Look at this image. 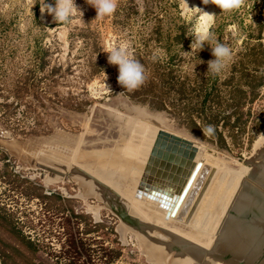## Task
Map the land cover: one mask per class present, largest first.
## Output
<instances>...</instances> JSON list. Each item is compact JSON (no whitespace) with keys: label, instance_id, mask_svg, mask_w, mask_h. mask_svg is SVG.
Listing matches in <instances>:
<instances>
[{"label":"rangeland","instance_id":"1","mask_svg":"<svg viewBox=\"0 0 264 264\" xmlns=\"http://www.w3.org/2000/svg\"><path fill=\"white\" fill-rule=\"evenodd\" d=\"M45 2L54 6L55 0H0V140L14 147L0 148V208L38 249L34 261L175 264L179 255L192 249L221 255L220 264H232L239 255L250 256L246 249L237 253L243 240L259 254L254 263L264 261V86L261 96L244 107L250 112L244 132L235 136L226 129L227 146L218 148L164 111L151 109L150 103L131 100L117 82L118 66L108 63L110 49L127 43L128 52L146 66V75L157 61L168 59L189 77L209 72L215 44L206 42L202 51L191 50L197 19L187 14L183 0H117L116 11L102 17L91 6L93 0H75L83 15L77 13L68 24L54 21L43 8ZM186 2L216 15L214 39L232 50L221 79L229 75L249 31L259 34L264 45V0H247L245 7L233 11L205 6L202 0ZM158 131L184 138L196 148L194 163L184 171L187 179L182 172L185 178L179 175V181L168 182L159 169L144 177ZM5 133L11 138L3 139ZM74 169L89 172L95 181L70 176ZM8 173L39 190L26 196ZM139 185L146 195L137 196ZM182 187V201L167 218ZM107 190L116 193L113 203L97 192L103 196ZM188 192L195 199L184 200ZM38 194H58L62 199L41 200ZM111 205L130 212L142 229L125 224ZM72 211L83 218H72ZM76 229L74 251L68 230ZM85 229L94 231L83 234ZM226 242L228 247L221 249ZM115 253L119 256L109 262Z\"/></svg>","mask_w":264,"mask_h":264},{"label":"trees","instance_id":"2","mask_svg":"<svg viewBox=\"0 0 264 264\" xmlns=\"http://www.w3.org/2000/svg\"><path fill=\"white\" fill-rule=\"evenodd\" d=\"M260 39L259 34L254 36L252 31L247 33L246 41L243 43L245 46L238 52L236 61L229 67V75L224 79H221L219 74L211 72L186 76L173 65L171 59H168L157 61L146 75L144 84L135 90L124 88L125 93L133 101L148 102L151 109L164 111L201 140L218 148H226L225 130L229 128L235 136L242 134L250 116V112L244 110V107L251 106L261 96V89L264 86V45ZM97 66L95 68L100 67ZM144 67L146 68L145 65ZM93 72H97V69ZM208 126L213 127L212 134L206 133L205 129ZM12 176H15L17 183L23 186L26 196L36 194V190H39L28 180L8 173V178ZM37 198L57 203L62 199L58 194H51V197L38 194ZM71 217L83 218L73 211ZM66 222L68 228L70 219H66ZM68 231L71 233L69 245L75 251L77 247L75 235L78 229L74 232ZM91 231L94 229H85L83 234ZM79 244L83 246L81 239ZM37 250L30 238L18 229L10 214L0 208L2 264H44L34 261ZM118 256V253H115V256L109 258V262Z\"/></svg>","mask_w":264,"mask_h":264},{"label":"clouds","instance_id":"3","mask_svg":"<svg viewBox=\"0 0 264 264\" xmlns=\"http://www.w3.org/2000/svg\"><path fill=\"white\" fill-rule=\"evenodd\" d=\"M183 2L187 6L185 9L187 14L197 19V23L193 29L194 35L190 48L191 50L199 48L202 51L206 42L214 43L215 46L211 47L214 59L207 62V71L218 75L225 69L228 62L231 61L232 50L229 46L216 41L214 33L210 31L215 23L216 15L205 12L200 7H189L186 0H183ZM202 3L205 6L213 4L224 11H233L245 7L247 0H202ZM91 6L96 9L97 17L110 16L116 11L117 0H93ZM43 8L46 9L47 13L53 15L54 21L65 24L71 23V18L77 13L81 16L83 15L76 6L75 0H55L54 6L45 2ZM190 54L191 51L185 52V55ZM108 63L118 66L119 75L117 82L122 88L135 90L144 84L146 80L145 67L128 52L127 43L110 49ZM105 81V88L111 91L110 86ZM205 131L207 134H212L214 129L212 126H208Z\"/></svg>","mask_w":264,"mask_h":264},{"label":"water","instance_id":"4","mask_svg":"<svg viewBox=\"0 0 264 264\" xmlns=\"http://www.w3.org/2000/svg\"><path fill=\"white\" fill-rule=\"evenodd\" d=\"M2 137H3V139H10L11 135L5 133V134H3ZM0 148H5L8 150L14 149L12 144H9L3 140H0ZM208 153H212V151L209 150ZM196 154H197L196 148L191 144V142H189L186 139L181 138L179 136L169 134L165 131H158L155 135L153 145H152V147L149 151V155L146 159V165L143 169L144 170L143 175H144V177H147L146 174L148 172L151 173L149 175H152L153 171L155 169H159V171L162 174L161 177L166 178V180H168V182H170V181L176 182L175 180L179 181V178H178L179 175H181V173L183 171H185L187 173L188 167H190L191 164H193L195 161ZM48 163H50L52 167H55V168H58L61 170L63 168L66 171V168L62 165L55 164L51 161H49ZM41 170L50 171L52 174L57 175L58 177H61V178L66 177L62 173L56 172V171L51 170L47 167L46 168L41 167ZM150 171H152V172H150ZM39 172H40V178L44 179L43 171H39ZM72 173H74V175L73 174L72 175L68 174V175L74 176V177L75 176L82 177V179H85V178H90L91 180L93 179V177H90L89 172L83 171L81 169H74ZM186 173H185V175H186ZM97 183H99V182H97ZM177 184H179V183L177 182ZM139 188L141 191L139 190ZM138 190H139V191H137L138 193H136L137 196H140V194L146 195V193H147V191L144 190L143 186L141 187L139 185ZM178 190L180 191V188ZM183 190H186V187H185V189L183 188L181 190L180 196H178L176 204H175L174 208L171 210V213L170 214L167 213V218H170L169 216H171V218L173 217L172 211L175 209V207L177 205H179V202L182 201L180 199H181V195L184 192ZM107 191L109 194H107V195L103 194V196L101 195V192H99V191H97V192H98V194H100V196L104 200H106L109 203H113L114 199L112 196L116 197V193L113 190H111V191L107 190ZM65 195H66V197H69L68 194H65ZM192 197H194V196L190 195L188 197V201ZM150 198L151 197H149V199ZM138 204L140 205L141 203L138 202ZM188 204H189V202L186 201L180 215H182L185 212V209L187 208ZM111 209H113L119 215V217L125 222V224H127L130 227H133L139 231L142 229L143 225H142L141 221H139L135 216L130 214V212H128L126 209H122L120 206H116V209H115V207L113 205H111Z\"/></svg>","mask_w":264,"mask_h":264},{"label":"bare ground","instance_id":"5","mask_svg":"<svg viewBox=\"0 0 264 264\" xmlns=\"http://www.w3.org/2000/svg\"><path fill=\"white\" fill-rule=\"evenodd\" d=\"M198 164V163H197ZM190 169H192V168H190ZM201 169V168H200ZM193 170H194V167H193ZM184 172V171H183ZM188 172V171H187ZM156 174V173H155ZM158 174H159V172H158ZM191 174H192V171H191ZM203 174V173H202ZM185 174H183V176H184ZM193 175V174H192ZM181 176V175H180ZM186 176V175H185ZM199 176V175H198ZM182 177V176H181ZM197 177V176H196ZM182 178H185V177H182ZM188 178V174H187V176H186V179ZM191 179V178H190ZM198 179V178H197ZM189 180V179H188ZM186 181V180H185ZM193 181V180H192ZM198 181V180H197ZM196 181V182H197ZM193 183V182H192ZM198 183V182H197ZM186 184V183H185ZM207 185V184H206ZM170 186V185H169ZM177 186V185H176ZM212 186V185H211ZM181 187V186H180ZM204 187L205 188H207L205 185H204ZM209 187V186H208ZM183 188V187H182ZM200 188V187H199ZM198 188V189H199ZM211 188V187H210ZM172 189V188H171ZM181 189V188H180ZM193 189V188H192ZM202 189V188H201ZM177 190V189H176ZM163 191V190H162ZM209 191V190H208ZM223 191V190H222ZM177 193V192H176ZM179 193V192H178ZM210 193V192H209ZM165 194V193H164ZM184 194V193H183ZM174 195V194H173ZM207 195V194H206ZM190 196V192H188L187 193V195H186V198L184 199V200H187L188 199V197ZM195 196V195H194ZM175 199H177V198H175ZM183 199V198H182ZM194 199H195V197H194ZM206 199H207V197H206ZM183 200V201H184ZM167 202V201H166ZM165 202V203H166ZM194 202H195V200H194ZM163 203V202H162ZM172 203V202H171ZM184 203V202H183ZM166 205V204H165ZM168 205V204H167ZM166 205V206H167ZM182 205V204H181ZM180 205V206H181ZM194 205V204H193ZM169 206V205H168ZM170 207V206H169ZM189 207H191L190 205H189ZM188 207V208H189ZM178 210H179V208H177ZM203 209V208H202ZM163 210V209H162ZM178 210H177V212H178ZM191 212V211H190ZM222 212V211H221ZM179 213V212H178ZM220 213V212H219ZM187 216H188V214H187ZM177 217V216H176ZM205 218V217H204ZM222 219V218H221ZM197 220V219H196ZM194 221H195V219H194ZM193 220H192V223H195ZM203 222V221H202ZM202 224V223H201ZM212 227V226H211ZM225 234V233H224ZM254 241V239L252 240V242ZM227 244V242L226 243H224V244H222V246L220 247L221 249L222 248H227L228 246L226 245ZM250 244H251V242H249V241H246V240H243L242 242H240V244H237L238 246H237V248H238V250L237 251H239V252H237L238 253V255L241 253V252H243L244 251V249H246V251L247 250H250L251 251V253H250V256H247V257H244V254H246V253H244L242 256H237L235 259H239V260H237L238 262H236V263H232V264H241L240 262H243V264H258V263H254L255 261H258V259H259V254H258V252L257 251H253L252 249H253V247H252V249H250ZM235 246V245H234ZM158 248V247H157ZM159 249V248H158ZM240 249V250H239ZM156 250V249H155ZM161 250V248L159 249V251ZM154 251V250H153ZM189 252V253H188ZM198 251H196V250H193L192 251V249H188V250H186L185 251V253L183 254V255H179V259L177 260V261H175V262H173V263H175V264H220L219 262V260L221 259V255L218 257V258H216V255H214V254H209V253H207V254H205L204 255V252H200V253H197ZM220 252H223L222 250L220 251ZM225 252V251H224ZM182 254V253H181ZM152 255H153V257L155 258V253H153L152 252ZM247 255H249V254H247ZM157 258V257H156ZM157 259H159V258H157ZM157 261H159V260H157ZM218 262V263H217ZM226 264V263H225ZM231 264V263H230ZM260 264H264V261H262Z\"/></svg>","mask_w":264,"mask_h":264}]
</instances>
